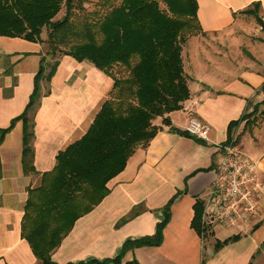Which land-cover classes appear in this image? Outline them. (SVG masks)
Masks as SVG:
<instances>
[{"label":"crops","instance_id":"crops-1","mask_svg":"<svg viewBox=\"0 0 264 264\" xmlns=\"http://www.w3.org/2000/svg\"><path fill=\"white\" fill-rule=\"evenodd\" d=\"M197 2L204 35L222 34L224 30L230 37L241 34L239 28L233 27L247 16L240 11L254 2L260 3L258 15L264 13V0ZM252 30L243 34L247 42L264 43V37ZM252 35L257 40L248 38ZM46 41V27L37 41L0 35V129L7 128L24 111L40 61L45 58L46 67L49 60ZM219 48L212 50L221 55ZM240 48V55L247 52L248 62L239 64L227 59L228 55L225 60L211 62L205 56L208 63L190 65V69L195 68L191 73L186 72L181 55L190 95L180 109L165 116L172 127L184 130L189 114H193L211 126L210 140L200 142L170 132L162 117L156 118L154 124L162 129L147 147L135 148L123 170L106 183L109 193L74 222L52 252L53 264L116 256L126 240L152 235L169 203L161 244L130 249L122 262L136 259L139 264H264V116H258L251 126L242 121L234 128L236 144L256 163L257 210L247 222L232 226L209 223L203 237L191 227L194 205L203 204L222 158L219 145L227 139L228 124L264 99V62L243 44ZM55 61L54 74L48 81L41 80L39 102L29 112L33 131L29 146L35 172L24 170L26 147L21 120L0 142V264H40L21 236L28 189L39 186L42 173L55 167L57 154L88 131L113 88V79L88 60L77 61L60 54ZM263 109L261 103L258 111ZM234 235H239L237 240L216 249L217 242Z\"/></svg>","mask_w":264,"mask_h":264},{"label":"trees","instance_id":"trees-1","mask_svg":"<svg viewBox=\"0 0 264 264\" xmlns=\"http://www.w3.org/2000/svg\"><path fill=\"white\" fill-rule=\"evenodd\" d=\"M83 0H0V35L40 39L47 29V42L53 51L54 41L64 42L61 54L77 61L88 60L113 79V88L88 131L56 156V165L42 173L40 185L28 189L21 220V236L29 243L40 264H53L52 252L72 229L74 222L88 213L108 193L106 183L123 170L136 147H147L162 129L154 120L162 117L169 131L189 136L171 126L165 115L178 110L189 98L187 77L182 65V43L202 33L197 0H97L96 7L83 17L73 15L74 2ZM164 5V8L160 7ZM65 8L64 15L54 19ZM259 2L240 11L257 16ZM40 61L34 77L33 91L24 111L0 129V142L14 124L23 122V166L35 172L29 146L33 137L29 112L38 104L41 80H50L57 66ZM264 93V83L261 86ZM261 101L248 113L231 121L227 127L229 142L234 128L242 121L254 124L264 109ZM237 141V138H236ZM203 142V141H200ZM169 206L164 219L152 235L126 240L120 252L104 260L69 264H139L136 259L122 262L124 254L141 246H157L169 219ZM202 202L194 205L191 227L200 233ZM234 235L216 243V249L237 240Z\"/></svg>","mask_w":264,"mask_h":264},{"label":"built area","instance_id":"built-area-1","mask_svg":"<svg viewBox=\"0 0 264 264\" xmlns=\"http://www.w3.org/2000/svg\"><path fill=\"white\" fill-rule=\"evenodd\" d=\"M211 126L189 114L184 131L191 137L207 142ZM222 158L217 164L215 177L203 201L202 227L209 223L232 226L247 222L258 207L256 163L246 157L236 144V136L219 145ZM201 237L205 231H201Z\"/></svg>","mask_w":264,"mask_h":264},{"label":"rangeland","instance_id":"rangeland-1","mask_svg":"<svg viewBox=\"0 0 264 264\" xmlns=\"http://www.w3.org/2000/svg\"><path fill=\"white\" fill-rule=\"evenodd\" d=\"M115 3L119 2V0H112ZM97 0H83V2H74L72 13L73 15H80L83 17L87 13L91 12L96 7ZM161 8H164L163 4H160ZM65 13V8L62 6L60 12L56 15L55 19L61 18ZM258 17H261L264 21V13L262 15H247L242 16L241 20L235 25V27L241 32L239 35H234L232 37L226 35L225 30L222 32V34H215L212 33V35H204L201 32H197L196 34L190 36L185 43H182V49L181 55H183V64L185 67V70L187 73H191V71L197 67L200 63H208V59L205 56L210 57L211 62L219 61L217 60L220 58L221 60H225L224 56L228 55L227 59L234 60L235 62L239 63L242 61L249 60L247 52L244 53V55H240L238 51H241L242 48L240 46L243 44L245 47L248 48V50L252 51L256 56L259 58H262V61L264 62V43H260L258 45L251 44L250 42H247V40L243 37L244 33H250L252 30L253 34L257 33L259 35H262L264 37V29L261 28ZM232 30V29H230ZM47 31V29H46ZM243 31V32H242ZM248 38L254 40H257L256 36H248ZM47 43V53L46 57H48V64L51 65L54 63V59L60 55V51L65 49L64 42H58L57 40L54 41L55 44H52L53 51L51 52V46ZM240 43V44H239ZM219 44L221 45V48ZM227 49L225 51V46ZM239 44V46H238ZM216 47V49H220L221 55L216 54L212 48ZM239 47V48H238ZM203 49H206L207 51H203ZM211 49V50H210ZM218 52V51H217ZM182 57V56H181ZM207 61H206V60ZM255 61V60H254ZM240 64V63H239ZM190 65H194L193 69H190ZM209 67H212L211 64H209Z\"/></svg>","mask_w":264,"mask_h":264},{"label":"water","instance_id":"water-1","mask_svg":"<svg viewBox=\"0 0 264 264\" xmlns=\"http://www.w3.org/2000/svg\"><path fill=\"white\" fill-rule=\"evenodd\" d=\"M258 21H259V24L261 26L262 29H264V21L261 17H258Z\"/></svg>","mask_w":264,"mask_h":264}]
</instances>
